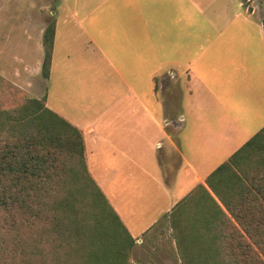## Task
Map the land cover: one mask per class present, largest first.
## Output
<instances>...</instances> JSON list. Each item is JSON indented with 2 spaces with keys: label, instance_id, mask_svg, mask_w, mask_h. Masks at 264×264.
<instances>
[{
  "label": "crops",
  "instance_id": "crops-1",
  "mask_svg": "<svg viewBox=\"0 0 264 264\" xmlns=\"http://www.w3.org/2000/svg\"><path fill=\"white\" fill-rule=\"evenodd\" d=\"M257 1L80 0L55 17L45 104L81 131L132 264L203 254L181 236L210 227L205 178L264 125Z\"/></svg>",
  "mask_w": 264,
  "mask_h": 264
},
{
  "label": "trees",
  "instance_id": "trees-1",
  "mask_svg": "<svg viewBox=\"0 0 264 264\" xmlns=\"http://www.w3.org/2000/svg\"><path fill=\"white\" fill-rule=\"evenodd\" d=\"M54 32L51 20L44 79ZM45 102L0 110V264H132L134 239L88 172L81 131ZM205 183L216 211L203 233L181 236L203 253L191 264H264V125Z\"/></svg>",
  "mask_w": 264,
  "mask_h": 264
},
{
  "label": "rangeland",
  "instance_id": "rangeland-1",
  "mask_svg": "<svg viewBox=\"0 0 264 264\" xmlns=\"http://www.w3.org/2000/svg\"><path fill=\"white\" fill-rule=\"evenodd\" d=\"M79 1L0 0V110H13L28 99L45 97L43 29L55 17L71 14ZM257 2L264 11V0Z\"/></svg>",
  "mask_w": 264,
  "mask_h": 264
},
{
  "label": "built area",
  "instance_id": "built-area-1",
  "mask_svg": "<svg viewBox=\"0 0 264 264\" xmlns=\"http://www.w3.org/2000/svg\"><path fill=\"white\" fill-rule=\"evenodd\" d=\"M245 1L247 2V1H250V0H245Z\"/></svg>",
  "mask_w": 264,
  "mask_h": 264
}]
</instances>
